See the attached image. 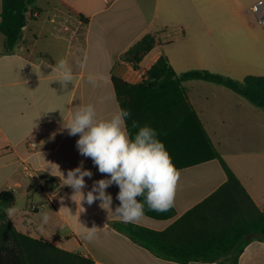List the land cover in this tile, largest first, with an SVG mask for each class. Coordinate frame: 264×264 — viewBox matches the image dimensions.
I'll use <instances>...</instances> for the list:
<instances>
[{
	"label": "crops",
	"instance_id": "1",
	"mask_svg": "<svg viewBox=\"0 0 264 264\" xmlns=\"http://www.w3.org/2000/svg\"><path fill=\"white\" fill-rule=\"evenodd\" d=\"M257 1L35 0L42 12L28 21L15 50H7L0 33V192L15 193V211L8 217L16 229L94 264H179L157 257L118 231L113 224L124 221L102 209L101 201L88 205L79 195L71 198L73 190L63 185L61 172L66 176L83 161L92 172L91 178L85 177V195L94 181L107 176L91 158L80 155L79 136H70L64 121L87 104L95 106L98 117L110 118L121 110L113 77L141 83L162 55L178 74L209 71L237 81L264 76V29L252 11ZM1 13L2 0L0 21ZM147 34H155L159 42L135 67L123 56ZM60 60L73 74L67 87L53 70ZM90 73L102 77L95 86L88 82ZM184 86L213 149L264 211V163L258 171L256 162L244 164L240 159L264 158V109L223 85L193 80ZM161 142L173 164L187 165L177 169L176 216L157 220L144 215L134 222L157 231L167 229L227 181L219 158L194 163L207 146L196 126L176 145ZM25 163L33 169L29 175L23 171ZM118 191L115 184L106 189L113 212L120 204ZM93 225L97 234L91 241L83 239ZM230 259L190 264H231ZM238 264H264V240L249 243Z\"/></svg>",
	"mask_w": 264,
	"mask_h": 264
},
{
	"label": "trees",
	"instance_id": "2",
	"mask_svg": "<svg viewBox=\"0 0 264 264\" xmlns=\"http://www.w3.org/2000/svg\"><path fill=\"white\" fill-rule=\"evenodd\" d=\"M42 10L35 0H2L0 33L5 37L7 50L13 51L22 38L28 21L36 19ZM82 21V14L71 9ZM155 34H147L123 56L137 67L158 44ZM202 80L223 85L264 109V76L249 75L237 81L209 71H190L178 74L162 55L138 84L117 76L113 84L120 108L128 110L127 128L133 136L139 126L147 125L156 131L157 139L175 144L196 126L205 136L206 150L198 162L219 158L227 174V181L212 195L178 218L167 229L157 231L134 223L117 222L113 226L133 242L148 249L157 257L179 264L192 262L213 263L228 258L238 264L244 248L254 240H264V211L247 192L239 178L227 166L204 132L191 105L184 83ZM176 169L187 164H174ZM191 165V164H190ZM142 203L143 197H138ZM16 205L15 193L0 192V264H94L93 260L78 253L68 252L45 240L35 239L19 232L9 219L6 209ZM144 215L157 220L176 216L174 207L157 212L144 205ZM219 264H224V261Z\"/></svg>",
	"mask_w": 264,
	"mask_h": 264
},
{
	"label": "clouds",
	"instance_id": "3",
	"mask_svg": "<svg viewBox=\"0 0 264 264\" xmlns=\"http://www.w3.org/2000/svg\"><path fill=\"white\" fill-rule=\"evenodd\" d=\"M53 70L60 73L57 81L63 87L72 82L73 74L66 61H57ZM98 79L102 77L91 73L88 75V82L93 86ZM130 115L128 110L121 109L104 119L98 117L92 104L78 107L63 126L70 136H79L76 147L80 155L91 158L98 171L107 178L94 181L91 190L85 195V177L91 178L92 172L83 167V161L78 167L68 170L66 176L62 172L59 176L63 185L73 190L72 199L79 195L81 201L86 200L88 205L99 200L102 209L126 223L139 222L144 216L145 204L157 212H165L173 207L180 179L179 170L165 145L157 139L153 128L139 126L133 121L132 127L138 128V131L134 136L129 133L126 118ZM113 184L119 188L116 199L120 202L114 212L111 207L112 196L106 192ZM138 197H143L144 202ZM14 211L13 208L6 209L9 217ZM48 219V215L43 214L44 223ZM97 231L95 225L86 228L83 239L91 241Z\"/></svg>",
	"mask_w": 264,
	"mask_h": 264
},
{
	"label": "built area",
	"instance_id": "4",
	"mask_svg": "<svg viewBox=\"0 0 264 264\" xmlns=\"http://www.w3.org/2000/svg\"><path fill=\"white\" fill-rule=\"evenodd\" d=\"M252 11L257 17L258 23L263 27L264 29V0H258L253 6H252ZM32 148H36V144H31ZM23 171L25 174L29 175L30 173L33 172V169L25 163L23 166Z\"/></svg>",
	"mask_w": 264,
	"mask_h": 264
},
{
	"label": "rangeland",
	"instance_id": "5",
	"mask_svg": "<svg viewBox=\"0 0 264 264\" xmlns=\"http://www.w3.org/2000/svg\"><path fill=\"white\" fill-rule=\"evenodd\" d=\"M240 159H243L242 161L244 162V164L246 163H254L256 162V165L258 167V171L260 169V165L262 163H264V158H258V159H255V158H252V157H247V158H240ZM240 159H237V161H241Z\"/></svg>",
	"mask_w": 264,
	"mask_h": 264
}]
</instances>
